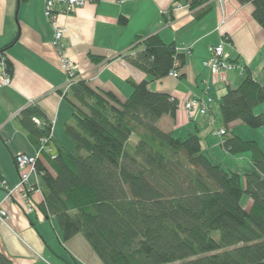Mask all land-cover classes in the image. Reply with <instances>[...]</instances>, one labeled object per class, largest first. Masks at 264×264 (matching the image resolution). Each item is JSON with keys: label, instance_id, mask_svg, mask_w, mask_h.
Wrapping results in <instances>:
<instances>
[{"label": "trees", "instance_id": "trees-1", "mask_svg": "<svg viewBox=\"0 0 264 264\" xmlns=\"http://www.w3.org/2000/svg\"><path fill=\"white\" fill-rule=\"evenodd\" d=\"M204 1L194 0L192 8ZM237 1L254 6L253 18L264 30V0ZM138 42L143 49L125 59L152 80L187 62L157 35ZM5 54L0 52V65L12 76ZM133 87L126 102L82 81L69 88L74 114L64 134L74 151L53 140L52 125L39 108L21 113L20 123L40 152L39 211L57 223L64 242L82 235L103 264H264V151L228 135L236 122L264 126V113L256 114L264 86L247 73L220 104L227 137L222 146L232 155H252L255 170L244 178L212 163L199 135L178 138L161 127L164 117L175 121L177 100L152 92L149 82ZM0 264L13 263L0 253Z\"/></svg>", "mask_w": 264, "mask_h": 264}, {"label": "crops", "instance_id": "crops-1", "mask_svg": "<svg viewBox=\"0 0 264 264\" xmlns=\"http://www.w3.org/2000/svg\"><path fill=\"white\" fill-rule=\"evenodd\" d=\"M193 1L128 0L120 4V0H94L71 14L60 7L58 22L67 30L65 54L78 67V81L95 92L111 93L126 102L134 84L149 82L152 92L170 95L179 110L175 121L164 117L161 127L178 138L199 135L203 153L211 162L213 157L217 165L224 166V159H217L220 151L230 169L223 168L244 176L255 170L252 156L228 158L224 138L214 137L213 132L225 129H218L217 122L221 100L229 89L238 88L247 73L264 86V30L253 18L252 4L207 0L193 9ZM44 5L45 0H0V52L6 50L5 57L14 68L11 85L0 87V208L8 214L7 220H0V253L13 264H103L82 235L64 242L57 223L46 219L37 207L43 202L41 192L31 194L30 202L36 208L30 212L22 192L9 197L6 189L13 191L20 183L15 157L38 154L20 123L25 109L39 108L52 125L53 140L74 151L64 134L74 108L67 99V76L53 45L55 33ZM121 17L128 20L126 26L120 25ZM155 35L186 55L179 78L152 80L125 59L143 49L138 39ZM220 44L242 70L218 77L211 74L205 62L211 58L210 48ZM194 98L212 100L207 115L195 111L190 119L185 104ZM236 125L228 127V135H236L231 132ZM37 183L39 177L32 172L30 184ZM246 204L250 208L249 200Z\"/></svg>", "mask_w": 264, "mask_h": 264}, {"label": "built area", "instance_id": "built-area-1", "mask_svg": "<svg viewBox=\"0 0 264 264\" xmlns=\"http://www.w3.org/2000/svg\"><path fill=\"white\" fill-rule=\"evenodd\" d=\"M127 1L128 0H120V4L121 3L123 4ZM219 1L221 2L222 0ZM87 3L88 1L86 0H45V5H44L45 17L54 29L55 34H54L53 45L60 54L61 68L67 76L68 88H70L78 81V67L65 54L64 41L67 30L59 24L57 17L58 15L57 10L58 8L62 7L66 14H71L74 11L84 7ZM210 54H211V58L207 62H205V66L211 71V74L214 77H218L222 74H227L231 71L240 70V69L242 70L241 66L230 60L229 55L226 53L223 44L210 48ZM177 67L178 64H176V68ZM0 70H1L0 87L10 86L11 77L8 74L6 70V66L4 65L3 62L0 65ZM170 76L176 79L179 78V71L176 69L173 70L170 73ZM211 103H212L211 99L194 98L185 104V108L189 112L190 119H193V113L195 111H198L199 114L202 116L207 115L210 111ZM225 135H226L225 130L213 132V136L216 138H223L225 137ZM47 151L51 152L52 149H47ZM39 157H40V152H38V154L34 157L24 154L17 155L15 161L18 166V170L20 174V183L13 191L6 188L9 192L8 193L9 197H12V195L15 192H22V194H24V199L28 202V204H30L29 207L30 212L34 209V205H32L30 202L29 192H33L37 190L35 188L36 184L33 186L30 184V174L32 172H35V164ZM36 192H40V190H37ZM7 219H8L7 212L0 208V220H7Z\"/></svg>", "mask_w": 264, "mask_h": 264}, {"label": "rangeland", "instance_id": "rangeland-1", "mask_svg": "<svg viewBox=\"0 0 264 264\" xmlns=\"http://www.w3.org/2000/svg\"><path fill=\"white\" fill-rule=\"evenodd\" d=\"M261 113H264V104L259 105L256 108V114H261ZM217 124H218L217 125V128L218 129L221 128V127H224L220 115L218 117ZM237 124L238 125H236L237 126L236 128L231 129V132L234 133V134H236V135H239L244 141H253V142L258 143V145L260 146V148L262 149V151H264V126L261 127V128H259V129H252V128L248 127V126L243 125L240 122H237ZM226 138H224V139H226ZM132 142L135 143L137 141L134 139ZM222 154H224V153H222V152L219 151V153L217 154V159H224L225 160L224 155H222ZM227 156H228V158H232L233 159V158L240 157V156H244V157H248L249 158L252 155L250 153H245V154H241V155H232V154H230V155H227ZM211 159H212V163L218 164V162L213 157H211ZM224 160H221V162L224 165L223 167H225L227 170H229L230 168H228L229 166L226 163L227 160H226V162H224ZM243 171L244 170H242V172ZM247 173H250V172L248 171ZM243 175H244V173H243ZM241 177L244 178V176H241ZM245 199H247V198L244 197V202H246ZM56 226L58 227V225H56Z\"/></svg>", "mask_w": 264, "mask_h": 264}]
</instances>
